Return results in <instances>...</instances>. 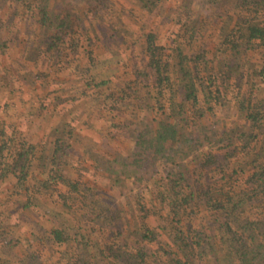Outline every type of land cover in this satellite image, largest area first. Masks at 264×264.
I'll return each mask as SVG.
<instances>
[{
	"label": "rangeland",
	"instance_id": "374dc122",
	"mask_svg": "<svg viewBox=\"0 0 264 264\" xmlns=\"http://www.w3.org/2000/svg\"><path fill=\"white\" fill-rule=\"evenodd\" d=\"M103 2L105 6L103 5L102 11H99L103 20H99L93 15L95 12L93 6H97L99 2L80 0L81 8L88 13L84 21L90 40L83 39L77 53L71 47H66L62 50L64 57L57 58L54 55L49 58L42 54L36 61L38 63H34V57H31L33 52L31 42L34 40L35 46L39 45L41 40L38 36L39 31L28 16L23 21L9 10L8 4L3 5L4 9L0 11L2 29L0 78L3 79V82H0V132L3 131L5 137L1 136L0 145L9 136L11 139L8 153L5 155L0 150L4 158L6 156L5 159L0 158V161L3 160L0 162V174L5 172L3 168L11 162L12 150L18 146L20 136H23L27 149L32 146L37 151L40 150L37 154V157L41 155L42 158L40 167L32 168L35 178H40V181L46 179L47 173L56 175L62 172L71 180L90 185H95V178H98L96 185L109 193L105 203L110 206L109 214L116 222L113 228H105L103 233L94 232L92 238L98 244L97 242H108L112 237L115 239V234H118V240L115 242L122 245L123 251L132 252L139 249L136 243L140 233L142 234L141 217L146 212L150 228L160 234L157 209L155 211L152 204L142 202L143 196L140 195V191H146L148 185L134 183V178H131L125 183L118 182V187L110 191L107 188L110 185L106 184H111L115 174L108 170L102 174L106 176L105 178L110 175L111 179H102L101 170H97V163L100 162L101 168H107L115 160L120 162L122 157L127 158L133 154L135 135L132 131L124 130L123 124L134 123L137 115L146 116L147 119L155 118L157 116L155 113L149 115L146 111L148 110L144 107L146 104L152 106L159 102L164 105L173 96L176 102H181L180 91L173 89L180 86L177 79V71L179 72L177 49L181 48L183 52L191 54V57L198 54L204 57V63L198 66L196 74L206 80L211 79L213 86L206 85L209 86L206 90L217 89L218 93L206 99L201 90L202 104L208 108L207 101L213 104L216 101L220 103L214 106L215 111L205 113L203 122L205 121L204 124L209 127L215 124L227 132L233 129L232 134L234 133L237 139L234 142L237 150H232L236 157L234 165L228 172L244 168V173L239 172V176L233 178L244 188L245 176L253 171L250 170L252 167H255L251 161L254 160L256 152L253 153L254 158L251 160L243 154V142L246 138L242 134L253 129L241 116L238 103L231 99L233 96L238 98L245 96L247 74L258 66H264V50L254 48L241 54L236 61H231L226 56L224 39L232 34L231 29L239 20L250 17V14L237 10L234 0H216L214 5L210 0H160L153 4H141L135 0ZM214 14L219 16L220 20L214 23L216 27H209L207 21L213 20ZM192 18L197 21L192 22ZM150 35L153 36L154 44L162 48L156 52L159 53L161 63L166 62L167 55L173 56L170 60L174 72L168 71V75L173 74L171 75L173 81L169 83L171 88L167 87V94L163 98H160L152 88L154 77L151 74H142L148 61L145 50ZM4 42H7L5 46ZM89 53L93 57V63L90 62ZM224 63L236 76L235 86L222 85ZM211 69L217 76L210 75ZM198 87L201 89V86ZM112 92L116 94L114 99L122 96L124 92L127 93L126 107H115V101H112L110 96ZM140 92L144 96L143 100L134 99ZM259 97H264V93ZM217 130L218 128L213 131ZM260 138L263 139L264 134ZM192 139V145L196 147V138ZM57 142H60L59 145L63 142L64 151L73 157L65 158L61 155L58 160H53ZM223 145L224 143L208 145L200 148L198 154L194 152V155L184 157L186 161L182 164L188 168L190 175H193L191 181L196 180L194 172L201 170L204 157L203 154L198 158L195 156L211 150L220 154L219 150ZM113 168L121 169L115 164ZM205 177L209 178V175ZM221 177L222 174H219L211 181L213 193L220 190L230 191L229 188L225 189ZM196 182L194 187L197 190ZM203 185L200 184L201 187ZM40 189H44L42 197L33 201L39 206L34 209H23L19 206L30 199V194L12 187L9 179L0 180V246L1 253L5 256L4 264L75 262L73 258L71 259L72 253L76 252L72 244L53 245L50 241V230L52 224H62L63 228H70L73 233L80 230L86 232L88 229H85L84 225L90 220L88 217L92 208L80 195H71L66 186L40 185ZM142 204H147L145 211L140 210V207L144 206ZM190 211L191 209L187 214ZM214 212L209 209L202 212V215L196 216L195 213H191L189 216L195 221L193 226L203 230L202 225L215 218ZM181 216L184 219L182 222L184 229L188 232L186 216L183 212ZM200 219L204 222L202 223ZM103 238L105 240L101 241ZM161 240L165 241V250H175V246L173 247L172 241L167 239L166 235L162 236ZM146 247L153 252L158 250L159 245L146 243ZM91 251L98 253L100 249L93 247Z\"/></svg>",
	"mask_w": 264,
	"mask_h": 264
},
{
	"label": "trees",
	"instance_id": "16d2710c",
	"mask_svg": "<svg viewBox=\"0 0 264 264\" xmlns=\"http://www.w3.org/2000/svg\"><path fill=\"white\" fill-rule=\"evenodd\" d=\"M135 1L141 4H153L160 0ZM95 2H99V4L93 6V11H95L93 15L97 19L103 20L99 11H102L105 3L103 0H94ZM210 2L214 5L216 0H210ZM234 2L238 11L246 12L250 14V17L239 20L236 26L231 29L230 33L232 34L223 41L226 56L231 61H236L241 54L254 50V48L264 50V0H234ZM4 4H8L9 10L19 16L21 20L25 21V17L28 16L30 22L32 21L33 26L39 31L38 36L41 38L39 45L35 46L34 40L31 42L33 50L31 57H34V63H38L36 61L42 54L49 58L54 55L57 58L64 57L62 50L66 47H71L77 53L83 39L90 40L84 21V18L88 17V13L83 7L81 8L80 0H0V11L4 9ZM213 18V20L207 21L209 27H216L214 23L220 20L216 14ZM195 21L197 20L192 18V22ZM1 32L2 29H0ZM6 43L4 42L3 46ZM146 49L148 61L145 73L142 72V74H151L154 77L152 88L160 98H163L167 94V87L171 88L169 83L173 81L171 77L173 74L168 75V71L174 72L171 62L173 56L167 55L166 62L161 63L159 53L156 52L161 51L162 48L154 44L152 35L147 39ZM89 59L93 63L91 53H89ZM177 59L179 63L177 79L180 86L179 88L173 87V89L180 91L181 102H176V98L173 96L164 105L159 102L152 106L146 104L147 106H144L148 109L146 111L149 115L155 113L157 115L155 118L147 119L146 116L137 115L134 123L123 124L124 130L134 132L135 151L133 154L127 158L122 157L120 162L115 160L107 168H101L100 162L97 163V170H101L100 177L102 179H111L110 175L105 178L106 176L102 174L108 170L115 174V179H111V184H106V186L110 185L107 187L110 191L118 187V182L125 183L131 178H134V183H146L151 189L140 191V195L143 196L142 202L152 204L155 211L157 209L160 234L150 228L149 216L146 212L141 217L140 231L142 234L140 233L136 243L139 246L138 250L123 251L122 245L115 242L118 240V234H115V239L112 237L108 242L102 241L105 238L101 239L102 242H97L98 244L94 242L92 238L94 232L103 233L105 228H113L114 222H116L109 214L111 213L110 206L105 203L109 193L101 186L96 185L98 178H95V185H90L71 180L66 176L67 174L62 172L56 173V175L47 173L46 179L40 181V178H35L36 175L32 169L40 167L42 158L41 155L37 157L40 150L37 151L32 146L27 149L23 136H20L17 141L18 146L12 150L11 162L6 165V168H3L5 172H1L0 180L9 179L12 187L30 194V199L28 198L25 204L19 207L34 209L39 206L33 201L38 200L44 193V189L41 190L40 185L66 186L71 195H80L91 206L92 210L88 217L90 220L87 225H84L85 229H88L86 232L80 230L78 233H73L70 228H63L62 224L51 225V240H49L56 246L71 243L76 251L71 256L73 262L75 261L74 264H264V138H260L264 134V97H259L261 93H264V66H258L252 72H248L245 79L248 84L245 96H241V98L233 96L234 98L231 99L238 103L241 116L251 124L253 129L242 134L246 138L243 142V154L249 157L248 160H251L254 158L253 153L256 152V159L251 161L255 166L250 169L253 171L247 176L242 175V177L245 176L244 184L246 185L242 188L233 178L239 176V172L244 173L245 169L236 168L232 169V172H228L234 165L236 157L232 150H237L234 145L237 139L236 135L232 134L233 129L227 132L215 124L209 127L204 124L205 121L203 122L205 113L215 111L214 106L220 103L216 101L213 104V102L207 101L208 108L202 104L200 98L202 91L206 99L211 98L214 93H218L217 89L206 90L209 87L206 85L213 86L211 79L206 80L196 74L198 66L204 63L203 55L198 54L191 57V54L178 48ZM224 67L225 72H222L224 84L222 85L235 86L237 80L236 76L232 74V69L225 63ZM213 71L211 69L210 75L217 76ZM0 82H3L2 78H0ZM198 86H201V89ZM110 96L112 101H115V107H126L127 93L124 92L117 99H114L116 96L114 92L110 93ZM221 96L225 97L223 94ZM143 97L140 92L134 99L143 100ZM120 113L123 112L120 111ZM216 128L218 130L213 131ZM1 136L5 137L3 131L0 132V138ZM192 137L196 138V147L192 145L194 139ZM10 139L9 136L0 145L3 154L9 151ZM59 143L57 142L55 147L53 160H58L61 155L65 158L73 157L69 152L64 151L63 142L60 145ZM221 143L224 145L220 147V154L211 150L200 152L195 156L197 158L202 154L204 156L202 171L194 172L195 181L198 184L196 190L195 181H191L193 175H190L188 168L182 164L183 161H186L184 157L194 155V152L198 154L200 148L214 144L221 145ZM2 157L4 158L0 152V158ZM114 164L119 165L121 169L113 168ZM205 170L207 172L204 173ZM117 171L119 176H117ZM219 174H222L221 179L225 189L229 188L230 191L220 190L213 193L210 187L211 181ZM205 175H209V178H206ZM199 183L204 185L201 187ZM142 205L144 206H141L140 210L145 211L147 204ZM189 209L191 211L187 214ZM209 209L215 211V218L206 221V224L202 225L203 230H198L193 226L195 222L192 220L193 217L189 215L191 213H195L196 216L202 215V212H207ZM181 212L184 213L186 222L189 224L188 232L182 224L184 219ZM200 220L202 223L204 222L203 219ZM81 223L86 224L82 221ZM164 235L172 241L175 250L164 249L165 241L161 240ZM125 240L127 241V239ZM146 243H156L159 248L151 252L146 247ZM93 247L100 251H97L98 253L91 251ZM4 259L5 256L1 253L0 246V264H4Z\"/></svg>",
	"mask_w": 264,
	"mask_h": 264
}]
</instances>
